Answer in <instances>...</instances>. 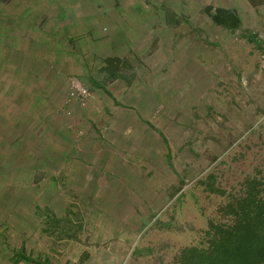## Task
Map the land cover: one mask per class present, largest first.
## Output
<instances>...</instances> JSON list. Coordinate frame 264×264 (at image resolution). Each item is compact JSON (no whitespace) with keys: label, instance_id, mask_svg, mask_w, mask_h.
<instances>
[{"label":"rangeland","instance_id":"374dc122","mask_svg":"<svg viewBox=\"0 0 264 264\" xmlns=\"http://www.w3.org/2000/svg\"><path fill=\"white\" fill-rule=\"evenodd\" d=\"M104 1L114 20L91 30L76 25L95 12L89 0H35L38 15L69 13L47 44L72 48L62 82L35 105V254L175 264L210 220L231 221L226 206L248 179L264 181V52L243 37L264 41V0ZM220 10L238 27L217 23ZM30 18L33 0H0V264H33L14 253H33V116L5 92L15 61L32 58ZM106 58L124 77L104 79ZM73 77L90 91L83 104L68 100Z\"/></svg>","mask_w":264,"mask_h":264},{"label":"trees","instance_id":"16d2710c","mask_svg":"<svg viewBox=\"0 0 264 264\" xmlns=\"http://www.w3.org/2000/svg\"><path fill=\"white\" fill-rule=\"evenodd\" d=\"M249 1L254 6L262 4L260 0ZM228 13L230 12L222 13L220 10L213 18L217 23L232 29L238 27L239 20ZM243 37L264 52V41L258 33L248 31L243 33ZM105 71L108 78L124 77L122 68L115 59L106 60ZM94 84L106 88L105 83L101 81L94 80ZM226 207L231 221L210 220L208 228L204 231V239L198 244L182 247L176 255L175 264H264L263 179H248L243 194L233 199ZM14 253L21 260L33 263V253L27 252L24 247L14 249ZM37 263L54 264L47 257L35 254V264Z\"/></svg>","mask_w":264,"mask_h":264},{"label":"crops","instance_id":"0c3cea01","mask_svg":"<svg viewBox=\"0 0 264 264\" xmlns=\"http://www.w3.org/2000/svg\"><path fill=\"white\" fill-rule=\"evenodd\" d=\"M90 3L92 4V6L94 5V11L92 12H86L84 13V15L82 14L83 17H81L77 22V26H81L82 29L86 28V27H91L90 29L94 30L96 27L99 26V21L102 20L103 16L107 17L109 20H114L108 13L105 12H109L110 8L105 7L104 5L107 4L106 1L104 0H89ZM58 2V1H57ZM53 3V2H52ZM70 10V8H68ZM60 13H57L54 16V19H49L46 17V15L49 14V12L47 13H41V15H38V13H35L36 17L40 16V20H38V18H35V30L38 28V31H35V105H39L40 101L43 100V102L45 100H47V86L50 87V85H55L57 86L59 83H61L62 78L64 76V73L66 71L65 66L61 65L62 61V54L64 52V50L69 51L72 48L70 47L71 45L68 44V46H65L64 43L60 44H54V43H49L47 44V42L49 41V38L47 37L48 33L51 31L54 34L59 33V31H61L62 29H64L67 26V29L70 28L68 22V15L67 12L62 10L59 11ZM66 13V14H65ZM110 14H112L110 12ZM65 15H67V17H64ZM79 15L81 16V13H79ZM101 15V16H100ZM104 19V18H103ZM43 20H48L49 22V29H47L45 27V25H47V23L42 22ZM30 22L28 23V27H29V32L26 34L28 35L27 40L29 41V43L31 44V42L33 41V19L30 18L29 20ZM74 23V22H73ZM37 24V26H36ZM15 26L18 27V24L15 23ZM51 28V30H50ZM76 29V28H74ZM56 30H58L56 32ZM77 30V29H76ZM50 32V35H51ZM90 33V32H88ZM46 34V35H45ZM70 35V34H69ZM47 40H44V39ZM72 38L74 39V41H76L77 38H80L78 33H72L69 38L68 41L70 42L72 40ZM16 43V41H14ZM14 43V44H15ZM33 45V42H32ZM75 46V45H74ZM31 49V48H29ZM29 51V50H27ZM31 52L33 53V46H32V50ZM48 52H53L54 56H51V54H48ZM52 58L54 59V63L52 61ZM110 59V58H106ZM26 60V59H25ZM26 64H28V66H26ZM52 64L53 67H52ZM105 65H103V67L105 68L106 66V62L104 63ZM22 68L21 71H19V69ZM15 73H14V79L12 80L11 78L7 80V82H5L8 85V88L5 87V92H9V93H13L14 95V99L19 102V104L21 105H25V107H27L25 110L22 109V112L20 115H23L24 112L28 113L26 114V116H33V54H32V58L28 61H22L20 60H16L15 61ZM54 69V70H53ZM105 70V69H104ZM25 71V72H24ZM106 72V71H105ZM108 78L107 75L104 76V79ZM120 77H117V79ZM122 78V77H121ZM110 79H116V78H110ZM116 79V80H117ZM54 87H52L53 90ZM101 89L103 90V88L101 87ZM112 93V92H111ZM113 94V93H112ZM52 97H49V99H51ZM27 102H30V105H26ZM15 104V103H14ZM29 107V108H28ZM21 110V107H14V115H17V111ZM1 112V111H0ZM116 112H128V111H124V110H120V109H116ZM43 114L44 111H42ZM130 113H126V115H129ZM35 115L36 117H38L40 115L39 111L35 108ZM48 115V114H46ZM117 115V114H116ZM49 116V115H48ZM20 123V122H19ZM37 125V123H35V126ZM19 126V125H17ZM30 129L33 128V123L30 124Z\"/></svg>","mask_w":264,"mask_h":264},{"label":"built area","instance_id":"2783aa9c","mask_svg":"<svg viewBox=\"0 0 264 264\" xmlns=\"http://www.w3.org/2000/svg\"><path fill=\"white\" fill-rule=\"evenodd\" d=\"M90 95L88 87H86L79 78L73 77L71 79L70 92L68 94V100H78L81 104L85 103Z\"/></svg>","mask_w":264,"mask_h":264}]
</instances>
